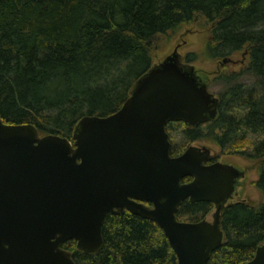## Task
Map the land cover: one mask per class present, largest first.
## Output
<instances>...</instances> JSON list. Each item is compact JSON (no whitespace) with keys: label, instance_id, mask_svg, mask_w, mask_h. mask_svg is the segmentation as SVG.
<instances>
[{"label":"trees","instance_id":"obj_1","mask_svg":"<svg viewBox=\"0 0 264 264\" xmlns=\"http://www.w3.org/2000/svg\"><path fill=\"white\" fill-rule=\"evenodd\" d=\"M194 21L208 33L210 58L245 51L241 72L223 70L215 77L225 85L215 118L183 129L190 143L209 141L257 163L259 203L239 201L222 210L224 238L207 262L243 264L264 244V0H0V117L72 140L82 116L121 108L155 64L158 38ZM195 57L187 54L185 61ZM242 75L251 82L243 83ZM185 148L171 145L170 155ZM213 208L184 200L176 218L201 221ZM101 233L96 253L78 250L74 240L62 248L76 264H177L153 221L108 213Z\"/></svg>","mask_w":264,"mask_h":264},{"label":"water","instance_id":"obj_2","mask_svg":"<svg viewBox=\"0 0 264 264\" xmlns=\"http://www.w3.org/2000/svg\"><path fill=\"white\" fill-rule=\"evenodd\" d=\"M179 47L136 80L119 110L82 116L72 140L0 117V264H76L62 244L100 251L105 216L125 211L162 229L177 264H207L222 244L220 216L239 171L206 165L205 146L170 155L166 124L197 126L218 106ZM184 200L212 203L211 220H178ZM243 264H264V244Z\"/></svg>","mask_w":264,"mask_h":264},{"label":"rangeland","instance_id":"obj_3","mask_svg":"<svg viewBox=\"0 0 264 264\" xmlns=\"http://www.w3.org/2000/svg\"><path fill=\"white\" fill-rule=\"evenodd\" d=\"M207 39L208 33L198 21H194L189 25H184L176 34L163 36L157 39L154 46L153 62L158 63L170 54L177 44H180L178 53L181 56V61L185 64L194 66L200 77L207 81L209 91L217 96L223 90L225 85L220 80H215V77L223 70L227 72H241L242 68L245 66L244 61L246 57L242 56L245 54V51H240L230 57H223L230 58L235 64H222V58L214 60L209 57V53L205 49ZM187 54L191 56L194 54L196 57L194 60L191 58L190 61H185ZM240 80L247 84L250 83L252 79L248 75H242ZM183 129L184 125L182 124H173L168 127L170 141L174 149L178 150L189 145L196 147L205 146L210 149L211 154H220V158L223 160L225 159L224 161L234 164L240 169L247 170L248 173L245 174V177L242 180L244 182L243 197L251 204L259 203L260 195L254 186V182L257 179L256 162L249 161L239 155L228 154L225 150H222L209 141L202 140L190 143L187 141ZM206 220H211L210 214L207 216Z\"/></svg>","mask_w":264,"mask_h":264},{"label":"flooded vegetation","instance_id":"obj_4","mask_svg":"<svg viewBox=\"0 0 264 264\" xmlns=\"http://www.w3.org/2000/svg\"><path fill=\"white\" fill-rule=\"evenodd\" d=\"M243 57H245V54H243L242 55ZM230 59V58H229ZM222 60H223V58H222ZM221 60V61H222ZM227 63H234L235 64V62L233 61V60H231L230 59V61L229 62H226V63H224V62H222V64H227ZM241 63H242V61H241ZM240 63V64H241ZM173 124H182V125H184V127H187V128H193V127H198V126H200L201 124H199V125H197V126H187V125H185L183 122H181V121H173V122H168L167 124H166V126H165V130H166V132H167V134H168V136H169V141H170V134L168 133V127L169 126H171V125H173ZM172 144H171V141H170V146H171ZM190 146V145H189ZM188 147V146H187ZM186 147V148H187ZM185 148V149H186ZM184 149V150H185ZM209 149V148H208ZM176 156H178V155H176ZM225 160V159H224ZM223 159H221L220 158V154H211V151H210V149H209V159L208 160H206L205 161V164L206 165H209V164H212V163H216V162H219V163H221V164H225V165H228V166H232V167H234V168H236L238 171H239V175L236 177V178H234V180H233V182H232V186H233V190H232V193H231V195H230V197L228 198V200H227V203H226V206H228V205H231V204H234V203H236V202H239V201H241V202H247L246 201V199L243 197V187H244V182L242 181L243 180V178L245 177V174L246 173H248L247 172V170H245V169H240L238 166H236V165H234V164H230V163H228L227 161H224ZM190 179H188L187 178V181H184V182H188ZM187 201H189V200H187ZM190 202V201H189ZM192 203H194V202H192ZM195 203H197V202H195ZM147 204V203H146ZM212 204V203H211ZM149 205V204H148ZM213 205V204H212ZM213 207H214V205H213ZM213 210H214V208H213ZM213 212V211H212ZM212 212L210 213V216H211V214H212ZM124 213V212H123ZM118 214V213H117ZM68 242V241H67ZM64 244V243H63ZM62 244V245H63Z\"/></svg>","mask_w":264,"mask_h":264}]
</instances>
